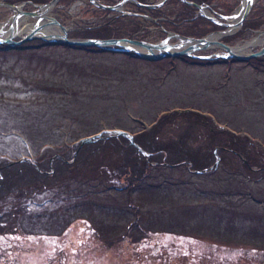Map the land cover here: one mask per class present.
Wrapping results in <instances>:
<instances>
[{"label": "rangeland", "instance_id": "374dc122", "mask_svg": "<svg viewBox=\"0 0 264 264\" xmlns=\"http://www.w3.org/2000/svg\"><path fill=\"white\" fill-rule=\"evenodd\" d=\"M2 1L23 10L41 4ZM204 1L225 22L218 15L229 16L243 0ZM87 4L63 1L49 14L79 39L75 32L101 19ZM253 5L241 27L219 41L235 47L264 30V0ZM114 14L124 15L115 32L129 30L114 38L148 43L223 29L181 0L154 9L127 1ZM11 15L0 6V24ZM21 45L0 51V162L30 165L0 169V264H264V55L149 60L39 39ZM214 53L224 52H192ZM158 121V134L141 135ZM118 130L137 136L140 148L193 151L214 164L199 172L148 155L152 168L131 179L133 186L121 163L135 157Z\"/></svg>", "mask_w": 264, "mask_h": 264}, {"label": "water", "instance_id": "95a60500", "mask_svg": "<svg viewBox=\"0 0 264 264\" xmlns=\"http://www.w3.org/2000/svg\"><path fill=\"white\" fill-rule=\"evenodd\" d=\"M57 1L58 0H49L45 2L44 4H35L34 6L36 7L34 10H25V9L23 10L22 9L23 4L16 5L14 3L10 4L5 1L0 2V6L3 5L12 10V15L9 17L10 19L8 20V31L4 33L3 36L0 35V45L5 43L11 46H15V45H20L22 43H25V41H29V40L37 38V39H41L46 42L49 41V42H54V43H58V42L63 43L68 46L69 45H74L78 47L94 46V47H99V48L102 47V48H105L106 50H109V51L113 50L117 52L131 51L135 53L137 56L143 59L146 58L149 60H156V59H161L164 57L166 58L167 56L177 57L180 55H185V56L190 55L198 59L204 58V59L209 60L211 57H214V58H219V59L234 58V59L243 61V60L251 59L253 57H260L264 55V43L262 44L261 48L258 51H253L247 54H240L238 53V51L234 49V47L229 46L222 41L210 39V34L207 36L195 38V37H190V36L184 37L177 33L176 34L168 33V36L166 37V39L159 41V42H155V43H148L146 41L137 40L134 38L130 39L127 37H123V38L112 37L108 39H104V38H101V39L99 38L72 39L70 37H67V34H68L67 27H65L62 23H60V21L56 19L55 17L45 15L46 11L49 8L54 7ZM88 1L91 4H94L96 7L104 9V10L122 12V6L127 1L134 2L138 6H141V7L144 6L149 9H154V8H158L161 5H163L166 0H158L157 2H154L153 4H146V3L142 4L135 0H120L116 2L115 4H110V5L98 2L97 0H88ZM181 1L184 4H188V5L195 7L196 10H198V12L200 13V15L203 16L205 19L214 21L217 25H220L223 27L222 30L215 32V34H228L230 33L228 32L229 31L228 29L230 27H236L237 29L241 27L246 16L251 11V8H252L251 6L255 0H243L240 3L239 7L242 8L240 12V16L238 18V21H236L233 24L231 23L229 24L228 20L235 15V11L231 13L229 16L220 15V17L223 20H225V22H221V21L216 20L209 13H207L204 5L195 3L190 0H181ZM123 13H126V12H123ZM26 17L36 19L35 24L29 30L25 29V26L27 24L25 25L21 24L22 21H24ZM48 26H53V27L58 28L59 32H57V34H52L50 32L45 33V29L49 28ZM1 31L2 29L0 28V34H1ZM23 32H25V34L21 36L20 33H23ZM263 34H264V30L260 31L256 36H261ZM18 36H20L18 39H14L15 37H18ZM171 37H174L176 39L178 38L179 40H184L187 44L188 43L190 44L186 45L183 43H177V44L169 43L168 40ZM135 47L141 48L144 51L147 50L148 53L145 55L141 54ZM210 47H218L219 49L221 48L224 53H221V54L214 53V54H210V56H200V55L195 56L192 54V52L209 49ZM156 50H158L159 52L155 53ZM120 134L131 139V143H133L132 136L129 132L120 131ZM95 136H99V134H96L92 137H86V139L84 140H91ZM138 149L139 151L142 152L140 148Z\"/></svg>", "mask_w": 264, "mask_h": 264}, {"label": "trees", "instance_id": "16d2710c", "mask_svg": "<svg viewBox=\"0 0 264 264\" xmlns=\"http://www.w3.org/2000/svg\"><path fill=\"white\" fill-rule=\"evenodd\" d=\"M47 1H49V0H37L35 2L45 3ZM63 1H67V0H59L57 2V4L62 3ZM115 1L116 0H110V1L105 2V3H113ZM137 1L140 2V3L148 2L147 0H137ZM190 1H193V2L198 3V4H202V5L208 4V3L210 4V2H208V1L205 2L204 0H190ZM86 6L91 7V8L94 7L93 4H90V3H88ZM251 7H252L251 8V11H252V9L255 8V5H252ZM251 11H250V13H251ZM91 12H94V13L99 15V17L94 16L95 19H100V18L101 19L98 20V21H92L90 25H87V27H86L87 29H84L83 31L75 32V37H80V38L122 37V36H124L123 33H126L127 31H129V30L123 29V31H125V32H121L122 29H120V28H122V27H119V26H117L118 24H116V23L120 22V20L122 21L124 15L119 17V16H117L118 14H114V12H112V11L110 12V11H107V10H103L101 8L98 9L96 7H95L94 11H91ZM99 12H101L102 15ZM213 23H215V22H213ZM115 28H119L121 31L118 29L117 33H116L115 32ZM119 34H122V35H119ZM203 34L204 33H202V32H198V34L196 36L198 37V36H201ZM41 43L44 44V45L55 44V43H50V42H44L42 40H41ZM23 48H25L24 45H18V46H9V45H6V44L0 45V51H3V52L4 51H13L15 49H23ZM86 48H91V46L90 47H86ZM159 121L156 122L155 124H153L150 129L142 131L141 135L142 136L145 135L146 137H149L151 134H155V135L158 134V131H155L154 129L157 128V125H158ZM135 138L133 139L134 142H135ZM127 143H128L127 151H129V154H132V157L133 156L135 157L134 160H130L129 159L130 155H128L126 158L123 159V161L121 163L124 168L128 169V170H126V173H125L126 176L124 175V177H125V179L129 180V182L131 181V179H132V181L134 179L140 181V179H143L146 176H148V174H147L149 172L148 170H150L152 168V166L150 164H148V161H147V159H149V158H147L148 155H152L153 159H155V160L158 158L159 161H160V158L162 156L163 157V159H162L163 161L162 162L165 161L164 164L168 165L170 167L175 166L177 164H180L182 162L192 163V165L193 164L194 165L193 166L191 165L190 168L198 170L200 172L208 171V169H210L213 166V164H214V162L211 161V160H209L208 162H206V161H202L201 162V161H199V159L196 158V156L195 157L190 156V155H192L193 151L182 150L183 151L182 153L176 152L175 154H173V151L170 150L169 148H166L167 150H165V148H162V147H160L159 149H151V148H146V147H148V145H146L144 143L143 145L145 147L141 146L142 144L140 145L142 147L141 149L145 153V154H143L139 150H137V147H135L133 144H131L130 142H127ZM136 145L139 146V143L138 144L136 143ZM220 150H224V148L221 147ZM66 154H68V152H63V154H59V155H61V157H59V155H56L55 157H56V159H59V158L63 159V157H67V156H65ZM212 155H214V154H212ZM150 161H151V159H150ZM41 164H42L41 161L38 162V163L34 162V166L35 167L42 166L43 164L42 165ZM23 165L25 167H29L30 163H29V165H27V164H25V161H20V162H18V161H15V162L2 161V162H0V169L2 171H4L5 169H7L9 167H14L15 169H20V168L23 167ZM64 167H65L64 168L65 170H68V171L70 170V167L68 166L67 163L65 164ZM65 170L62 171L63 174H62V172L59 173V175H58L59 177H57V178H59V180H61V177L64 175V173L67 172ZM53 173L54 172H50L48 174V176L53 177ZM118 173H116V174H118ZM0 179H1V177H0ZM35 179H36V177H35ZM131 184H133V183H131ZM133 186H134V184H133ZM4 219L5 220H7V219L10 220L11 218L8 217L7 219L6 218H4Z\"/></svg>", "mask_w": 264, "mask_h": 264}, {"label": "bare ground", "instance_id": "6f19581e", "mask_svg": "<svg viewBox=\"0 0 264 264\" xmlns=\"http://www.w3.org/2000/svg\"><path fill=\"white\" fill-rule=\"evenodd\" d=\"M51 9L52 8H49L47 11H46V16H50V14H49V12L51 11ZM241 9L242 8H240L239 7V9L238 10H236L235 11V15L233 16V17H231L229 20H228V23L230 24H233V23H235L236 21H238V18H239V16H240V12H241ZM54 17V16H53ZM7 25H8V21H3V23H1V29H2V31H1V34L0 35H4V33H6L7 31H8V27H7ZM31 27H33L32 25L30 26V25H26L25 26V29L26 30H29V29H31ZM49 28H46L45 29V33H47V32H50V33H52V34H57V32H59V30H58V28H56V27H53V26H48ZM229 31L228 32H230V33H228V34H215V33H213V34H210V39H215V40H219L222 36H224V35H230L232 32H234V31H236L237 30V28L236 27H230L229 29H228ZM179 43H183V44H186V45H188V44H190V43H186L184 40H179ZM264 43V34L263 35H261V36H255V37H253L251 40H246V41H244V42H242V44H240V45H237V46H235L234 47V49L236 50V51H238V53H240V54H243V53H249L248 52V49L249 48H251V47H253V45H256V44H263ZM141 54H147L148 53V51L147 50H143V49H141V48H138V47H135ZM158 53L159 51L158 50H156L155 51V53Z\"/></svg>", "mask_w": 264, "mask_h": 264}, {"label": "flooded vegetation", "instance_id": "af4514ba", "mask_svg": "<svg viewBox=\"0 0 264 264\" xmlns=\"http://www.w3.org/2000/svg\"><path fill=\"white\" fill-rule=\"evenodd\" d=\"M98 2H101V3H104V4H107V5H110V4H115L116 2H118V0H116L115 2H113V3H105V2H108V1H110V0H97ZM98 9H100V8H98ZM90 38H96V37H90ZM90 38H88V39H90ZM99 39H101V38H99ZM104 39H108V38H104ZM99 49H103V48H99ZM115 52H117V51H115ZM124 53V52H123Z\"/></svg>", "mask_w": 264, "mask_h": 264}]
</instances>
